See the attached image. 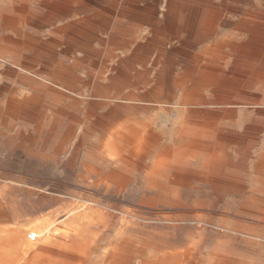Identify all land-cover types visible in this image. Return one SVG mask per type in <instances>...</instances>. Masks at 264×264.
<instances>
[{"label":"rangeland","instance_id":"374dc122","mask_svg":"<svg viewBox=\"0 0 264 264\" xmlns=\"http://www.w3.org/2000/svg\"><path fill=\"white\" fill-rule=\"evenodd\" d=\"M45 1H23L21 46L12 44L19 38L13 30L0 33V229L17 228L26 238L45 221L60 241L72 228L67 213L87 200L113 212L81 224L89 264L108 258L112 252L102 250L119 238L146 251L136 264L189 248L194 264H264V83L253 75L260 63L243 62L233 50L250 33L261 37L264 0H177L174 7L171 0ZM6 5L0 0V11ZM109 6L114 11L102 10ZM154 13L197 14L202 35L169 34L136 19ZM76 22L95 37L76 44ZM215 62L233 68L231 80L241 87L225 104L213 92L204 91L203 102L189 99L200 67ZM220 109L234 112L201 126V118L219 117L201 111ZM222 135L229 141L215 142ZM99 157L125 163L115 171L129 178L120 194L106 196L85 171ZM122 210L146 221L129 217V228Z\"/></svg>","mask_w":264,"mask_h":264},{"label":"bare ground","instance_id":"6f19581e","mask_svg":"<svg viewBox=\"0 0 264 264\" xmlns=\"http://www.w3.org/2000/svg\"><path fill=\"white\" fill-rule=\"evenodd\" d=\"M23 1H25V0H7V5L4 8H2V10L0 11V13L2 14V15H0V23H1L0 24V33H6L9 29H10V31L13 30L14 33L17 36H19V38L17 40L14 39L12 41V44L16 47H19L22 44V41L20 40V36L23 34L22 20H21L23 12H24ZM62 1H68V0H62ZM69 1H71L72 3H75L79 0H69ZM86 1H88V0H86ZM130 1H131L130 4L132 5L135 2H140V1L141 2H147L149 0H130ZM176 2H177V0H171L170 6L174 7ZM45 3L47 5V4H49V1L46 0ZM213 3H214V1H213ZM50 6H52V4ZM53 7H52L53 9L51 8L52 10L56 11L57 9H59L58 7H55V6H53ZM113 8L114 7L109 6L108 8H104L102 10L114 11ZM261 8H264V7H261ZM71 10L72 9H70V11ZM261 10H263V9H261ZM241 13H243V12H241ZM205 15H206V13H205ZM102 20L104 21V19H102ZM247 24H248V22H247ZM254 24H255V22H254ZM82 28H85V27L82 26ZM72 30H73L72 37H73V40L76 44L83 43L82 39L80 38V36H82V35L85 37H88L90 39L95 37L94 35H96V33L94 34V31H92V32L91 31L90 32L82 31L81 25L79 22L72 24ZM249 36H250V39L248 40V42H246L242 45H239V46H234L233 50L238 53V55L242 58L243 62L245 60H247V61H253L254 63L255 62L260 63V68H258L257 72H254L253 75H254L256 80L262 81L264 83V32H262L261 37L253 35L251 33ZM2 41H4V40H2ZM9 52H10V49H9ZM3 55H4V52H2V53L0 52V56H3ZM111 56H112V54H111ZM223 58H225V57H223ZM243 65L244 64H239V62L235 63L236 67H238V66L242 67ZM252 68L254 69V67H252ZM228 69L229 70L226 69V66L222 62H215L212 64L206 63V64L202 65L199 69L198 81H195L193 83V88L186 93L187 96L189 97V99L196 100L198 103L203 102L204 100L209 99V96L204 95L203 92L204 91L209 92V93L213 92L212 94L214 95V98L217 95L215 100L216 101H222V103L225 104V101L227 100L228 95L230 93L235 92L236 90H238L241 87V85L239 83H236V82L231 80L233 68L229 67ZM78 80L79 79H77V81ZM185 81H187V80H185ZM156 84L158 86H161L162 82L157 81ZM198 90L201 92V94L198 97L191 95L193 93H196ZM254 92H256V91L254 90ZM238 96H241V95H238ZM188 97H187V99H188ZM186 102H188V101H186ZM246 102H248V101H246ZM260 105L264 106V102H261ZM227 112L231 113V112H234V110L228 109ZM193 113L199 114L200 112H199V110L196 109V110H192L191 114H193ZM201 113H205V116H208V115L219 116L217 119L201 118V121H202L201 126H203V127L218 125V122L221 120L224 121L225 117L232 116L229 113L227 115H225V114L223 115L224 110H221V109H220V111L219 110L218 111L217 110H215V111L205 110V111H201ZM254 123H255V120H254ZM247 129H250V128H247ZM247 129H245V130H247ZM116 132L120 136H122V137L124 136V134H122V132H120L119 130H117ZM117 134H115V135H117ZM220 137L221 138L216 139L215 142L224 143V142L229 141L226 138L227 136H225V135H222ZM241 138H243V137H241ZM141 139L144 140V138H141ZM237 140H242V139H237ZM143 143H144V141H143ZM98 159H99V162H97L98 166H95V164L93 165L90 162L84 163L83 167H84L85 171H87L90 175H93L97 179V185L102 187V190L104 191L106 196L108 194H111V193L120 194L121 189H123L128 184V183L126 184V182L128 181L129 178L121 177L118 174H116L115 171H116V169H119L120 167H122L125 163L122 162V160L121 161L119 159L117 160L116 158L102 159V157H99ZM160 162L165 163L164 160H161ZM166 162L168 163V161H166ZM180 162L183 163V160H178L177 163H180ZM106 166L111 169V171L109 173H106V171H105ZM175 171L179 172L180 169L177 167L175 169ZM93 176H91V177H93ZM91 177H90V179H91ZM179 186H181V185H179ZM23 191H25V190H23ZM27 193H28V191H27ZM36 195H38V194H36ZM174 195L178 196V195H180V193H174ZM27 196H29V195H27ZM248 200H246V201H248ZM76 203L78 204V202H76ZM108 205H110V204H108ZM45 206H46V204H45ZM110 207H112V206H110ZM261 212H262V210H261ZM92 214H98L100 221L102 220V222H103V221L107 220L110 215L112 216L113 212L111 211V209H107L105 212H101L99 209V206H97L95 203H93L91 201H87V200L84 201L77 211H70L67 213L65 219L72 217L70 222H69V224L72 228L69 229L67 233H65L64 238L60 241H58L57 238L52 237L53 233L54 234L58 233L57 230L55 229V227L54 226H46L47 222L45 223V221L37 224L38 227L35 230L29 229L30 231L27 234L26 238L23 237L22 231L17 230V228H11V227L10 228L9 227L1 228L0 229V234H1L0 235L1 236L0 237V264H89V258L91 256V247H89V246L87 247V245L84 244L86 242L85 241L86 233L82 229L81 224L85 221L86 217H88L89 215H92ZM122 214L126 216V217H124L125 221L129 217L131 219L137 221V222L146 221L144 219L135 217L131 211L122 210ZM127 221H126V225H127V227L130 228V226H128ZM88 232H89V230H88ZM124 234H125V232H124ZM120 235L121 234L119 232V236ZM92 236H94V235H92ZM115 241H117V240L115 239ZM251 241H255V240H251ZM90 242H91V240H90ZM96 242H98V241H96ZM174 242H179V241H174ZM98 243H96V244H98ZM150 244H151V246L154 247V244L152 241ZM160 244L161 245L159 248L167 249V243L165 241L164 242L162 241ZM181 245H183V244H181ZM110 247H111L110 249L104 248L102 250V252L105 254L112 252V254L108 258L107 257H101V260L98 264H136L137 261L145 259L144 255H145L146 251L144 250V248L138 247L136 241H132V240L127 241V240H123L122 238H119L118 241L116 243H112ZM99 257H96V258H99ZM92 262H94V260ZM183 263H187V264H194L195 263V250L193 248H189L180 254H175L172 258L158 259L154 263L149 261V260L147 262L143 261V264H183ZM221 264H232V263L227 261V260H224V261H221Z\"/></svg>","mask_w":264,"mask_h":264},{"label":"crops","instance_id":"0c3cea01","mask_svg":"<svg viewBox=\"0 0 264 264\" xmlns=\"http://www.w3.org/2000/svg\"><path fill=\"white\" fill-rule=\"evenodd\" d=\"M64 3L72 4V2L69 0L64 1ZM59 9H57L56 11L69 12L71 8H68L69 10L68 9L66 10L64 8H59ZM138 15L136 16V19L147 20L148 26H152L154 29L157 28V29L164 30L166 31V33H169V34L180 35L182 34L181 31H184V35L186 36L187 35H190V36L202 35V30H203L201 26L202 17L198 16L197 14L192 13V14H188L184 16L166 15L165 13L161 15H159V13L148 14V15H143V16H138ZM155 20H164V21L156 23L154 22ZM64 28L66 29L67 26L63 27V29ZM244 137L246 136L243 135V139L245 140ZM218 138H221V137H218ZM226 138L228 139V137Z\"/></svg>","mask_w":264,"mask_h":264}]
</instances>
